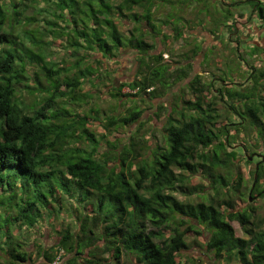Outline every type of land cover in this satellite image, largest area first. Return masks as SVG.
<instances>
[{"label": "clouds", "instance_id": "1", "mask_svg": "<svg viewBox=\"0 0 264 264\" xmlns=\"http://www.w3.org/2000/svg\"><path fill=\"white\" fill-rule=\"evenodd\" d=\"M0 12V264H264V0Z\"/></svg>", "mask_w": 264, "mask_h": 264}, {"label": "trees", "instance_id": "2", "mask_svg": "<svg viewBox=\"0 0 264 264\" xmlns=\"http://www.w3.org/2000/svg\"><path fill=\"white\" fill-rule=\"evenodd\" d=\"M96 2H97L98 4L101 5V8H102V9H107L110 0H96ZM88 7H89V10H90V11H92V12H95V11H96V9L93 8L91 4H89ZM2 16H3V13L0 12V17H2ZM104 23H105L106 25L109 23V21H108L107 18H104ZM113 27L115 28V25H114ZM2 28H3V20L0 19V30H2ZM73 62H74V61H73ZM50 63H52V62L50 61ZM52 64H53V69H52V71H53V73H55V72H56V70H55V63H52ZM0 70H2V71H8L9 69H8L7 67H4V68H0ZM66 70H67V69H61V71H66ZM16 78L19 79V80H21V81H24V80L27 79V77L24 76V75H20L19 77H16ZM22 86H23V87H28L27 85H22ZM9 95H10V93H9ZM11 111H12L11 104L0 105V114H2V115H4V116H9V122H10V123H11V116H10ZM28 119H29V118L25 117V120H28ZM19 141H20V137L17 136V137L15 138V143H19ZM11 143H13V141H9V144H11ZM16 150H19V149H16ZM80 159H81V161H82L81 164H79V165H74V164H73V165H70V166H71V167H74V168L77 167V166H79V167H81V168H84V167H90V161H89L86 157H83V156H82Z\"/></svg>", "mask_w": 264, "mask_h": 264}, {"label": "rangeland", "instance_id": "3", "mask_svg": "<svg viewBox=\"0 0 264 264\" xmlns=\"http://www.w3.org/2000/svg\"><path fill=\"white\" fill-rule=\"evenodd\" d=\"M52 63H55V60L51 61Z\"/></svg>", "mask_w": 264, "mask_h": 264}]
</instances>
